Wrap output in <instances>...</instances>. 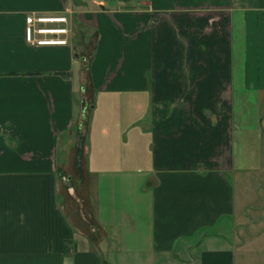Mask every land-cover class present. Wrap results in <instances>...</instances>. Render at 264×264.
Returning a JSON list of instances; mask_svg holds the SVG:
<instances>
[{"label": "crops", "instance_id": "0c3cea01", "mask_svg": "<svg viewBox=\"0 0 264 264\" xmlns=\"http://www.w3.org/2000/svg\"><path fill=\"white\" fill-rule=\"evenodd\" d=\"M27 16L65 17L67 45H28ZM263 17L264 0H0V264H235L231 139L255 121L232 97L263 87ZM84 72L92 104L132 107L89 105L83 138Z\"/></svg>", "mask_w": 264, "mask_h": 264}, {"label": "rangeland", "instance_id": "374dc122", "mask_svg": "<svg viewBox=\"0 0 264 264\" xmlns=\"http://www.w3.org/2000/svg\"><path fill=\"white\" fill-rule=\"evenodd\" d=\"M261 28L262 37H264V17L258 24ZM263 39L260 40V57L257 58V75L259 80H250L253 78L251 63L248 64L249 82L255 85L261 83L262 88H257L256 92L248 95H242L236 90L233 99V107H244L242 120L251 118L255 121V130L253 132L240 131L235 129L232 134L233 151V170L229 174L233 186L234 198V221L235 231L238 235L236 244L235 264H264V46ZM84 43L85 68L91 55V46ZM87 72V71H86ZM84 72L81 85L82 92L79 96V89H75L76 102L78 110L81 109L80 97L84 99L85 108L82 117V133L85 137L89 111L87 107L92 104L93 93L89 86L88 75ZM255 73V75H256ZM255 79V78H254ZM253 81V82H251ZM74 88L76 83L74 82ZM130 97L104 94L95 97L94 103L90 107H108L104 108L106 114L104 119H116L120 108L132 107ZM107 109V110H106ZM112 115V117H111ZM251 115V118H249ZM81 136V139H82ZM84 140V139H83ZM74 161L70 160L69 168L66 172H73ZM75 178V177H74ZM73 178V182L74 179ZM68 207L73 208V203L69 200L67 193L62 190ZM76 210V208H73ZM76 212H74L75 214ZM76 215V214H75Z\"/></svg>", "mask_w": 264, "mask_h": 264}, {"label": "built area", "instance_id": "2783aa9c", "mask_svg": "<svg viewBox=\"0 0 264 264\" xmlns=\"http://www.w3.org/2000/svg\"><path fill=\"white\" fill-rule=\"evenodd\" d=\"M65 17L27 16L24 38L31 46H65L69 33Z\"/></svg>", "mask_w": 264, "mask_h": 264}, {"label": "water", "instance_id": "95a60500", "mask_svg": "<svg viewBox=\"0 0 264 264\" xmlns=\"http://www.w3.org/2000/svg\"><path fill=\"white\" fill-rule=\"evenodd\" d=\"M84 108H85V102H84V99H82L81 101V111H84ZM81 145V139H80V144H79V147Z\"/></svg>", "mask_w": 264, "mask_h": 264}, {"label": "trees", "instance_id": "16d2710c", "mask_svg": "<svg viewBox=\"0 0 264 264\" xmlns=\"http://www.w3.org/2000/svg\"><path fill=\"white\" fill-rule=\"evenodd\" d=\"M123 2H125L126 4L130 3L132 0H121Z\"/></svg>", "mask_w": 264, "mask_h": 264}]
</instances>
